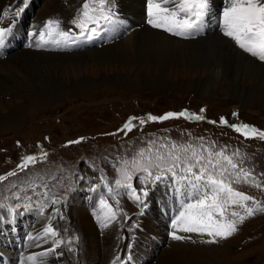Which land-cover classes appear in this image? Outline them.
<instances>
[{
    "label": "rangeland",
    "instance_id": "obj_1",
    "mask_svg": "<svg viewBox=\"0 0 264 264\" xmlns=\"http://www.w3.org/2000/svg\"><path fill=\"white\" fill-rule=\"evenodd\" d=\"M28 1L30 3L33 0ZM112 2L116 5L118 11L120 8L118 0H112ZM22 5V0L16 2V7ZM6 6L4 4V7ZM222 6H225L224 3ZM31 8L33 9L32 13H35L36 16L46 15L55 9L54 11L59 19L62 18L61 20L64 21L63 25L66 28L70 25L69 21L79 9L74 8L69 3V0H44V2L43 0H34ZM20 18L22 20V16ZM24 22L26 21L23 20ZM0 24L7 26L5 17L1 19ZM146 30L154 31L150 27H146ZM154 32H157V30ZM166 33L169 34L168 32ZM215 34L223 39L225 38L232 46L239 49L222 32ZM25 36L26 34L23 32L17 39L19 46L30 43L28 41L24 42ZM173 36L169 35V37L174 38ZM116 39L119 38L116 37ZM175 39L188 43H193V41L195 43L201 40V38L184 40L177 37ZM113 45L117 44L108 45V48H113ZM13 46L14 42L9 36L8 40H5L4 46L0 47V58L7 56L14 49ZM89 50L86 52H89ZM81 52L85 53V51ZM245 54L250 56L248 53ZM250 57L252 61L264 66V63L257 61L252 56ZM35 60L37 61V56ZM81 60L82 62L75 64H64L57 61L51 65L54 67H81V69H86L90 66L93 67L92 65L96 63L93 60H83V58ZM8 62L9 60L0 61V63L9 64ZM127 62H129L127 58L125 62L118 64L113 61L111 67L113 66L114 68L112 69H107L104 65L92 68V70L96 69L97 73L91 74L92 76L89 78L97 81L99 86H96V90L66 92L52 98L42 109L33 113L16 111V122L18 124L10 129H0V176L6 177L0 181V208L4 206V203L9 207H15V227L19 223L22 230H32L40 221L35 219V216L46 217L44 219L46 220L55 209L59 208L64 218L61 219L57 215V220L63 223L67 231L71 230L76 222L73 216L74 208L85 206L89 210L88 207H92V205L89 206L90 202L87 199V192L85 193L81 190L88 188L90 176H94L100 185L103 195L106 196V188L100 182L101 174L105 175L108 181H114L119 178L114 165L118 164L121 159L133 157L141 149L148 147L150 141L175 142L178 144L190 143L197 146L203 144L204 147L211 146L215 151L225 150L228 155L238 151L240 156L236 157V159H243L242 167L246 170H251L258 180L264 182V175H262L264 174V140L259 138L246 139L231 127L219 123L220 117L223 116L228 120L229 124L246 123L259 130H264V108H247L243 106L227 95L226 86H223V83L218 85L214 94L206 95L203 91L204 77L202 75L194 76V72L185 70H195L188 65H179L176 68V72H174L172 67H168L161 74L160 80H153L152 78L153 75L157 74L156 71L143 70L145 76L141 84H137L132 80L134 78L133 72H126L122 68ZM60 69L58 68V70ZM58 70L49 69L42 73L49 78L53 75L62 77V69ZM179 70L182 71L180 72ZM0 72L3 73L4 70L2 69ZM88 72H91V70ZM68 74H72V72L67 71L65 84L73 82L67 78ZM83 74L86 77L88 76L85 70ZM6 75H9V77L3 75L5 79L2 78L4 82H2L3 86L0 87V118L9 117L10 113L7 106L13 100H16L17 104H21L24 107L29 101L24 98V95L31 93L29 85L20 81V77L16 72L12 75ZM103 76H124L126 80L123 79L124 82L119 81L115 83L117 85H112L113 81L109 79L102 83L100 79ZM74 81L76 82L77 79ZM43 84L45 83H39V85ZM262 88L264 89V87ZM30 100L34 102L35 99ZM202 108L205 111L200 113ZM183 110H188L189 113L201 114L206 119L203 121H190L179 118L163 122L148 121L144 125H140L138 120H133L132 130L122 131L123 125L130 117L146 118L148 114L161 116L170 111L180 112ZM233 113H237V115L234 116ZM208 121H216L217 123L212 124ZM200 137L204 139L200 140ZM77 140H80V143H69ZM43 153H47V155L44 156ZM29 155L35 156L36 161L23 170L18 168L17 165L23 163L22 158ZM98 169H102L103 172L101 173ZM10 172H15L16 174L7 175ZM81 177H85V179H81ZM135 182L140 186L138 180L134 178L133 183L135 184ZM83 184H87V186L82 188L83 186L81 185ZM112 186L115 187L114 184ZM234 186L264 203V188H257L251 183L234 184ZM163 190L168 194L169 198H167L171 201L173 196L170 194V189ZM73 196L75 197L73 198ZM154 197L155 192L153 194L150 193L146 198L148 206L143 208V210L141 207L140 214L136 220L145 215V218L157 226L159 222L153 214L154 207V211L157 214L159 211L164 222L163 214L160 212L161 207L158 203L166 198L157 199L158 203L153 206ZM33 198H38L37 206L32 203ZM81 198L85 199V201ZM116 199H119L120 207L124 213V215L120 214V223L128 216H134L135 209L132 207V203H129L134 202L133 200L126 195H119ZM52 200H56L58 203L52 204ZM109 200L115 206L114 200L111 198ZM84 202L87 203V206ZM41 203L48 205L43 214L39 212ZM164 206L168 208L167 204H164ZM18 213L25 216L20 221H18L20 217ZM5 225L3 223L0 227ZM124 227H129L128 229L130 230L133 228V224L131 226L124 225ZM158 231L164 235V227L162 225H160ZM72 232V235L77 240L74 247L78 248V232L73 229ZM178 234L191 236V239H185L184 241L186 242H184L183 240H172L171 236H169V240L166 243L162 241L165 246L162 242H159L157 235H151L147 240L143 239L138 244V247H140L138 250L135 252L130 250L126 259L134 260H126L124 264H154L156 258L161 255L160 259L162 260V255L167 252H173L174 245L180 242L185 244L180 250L183 255L180 264L192 262V259H197L196 261L200 262V264H264V213H256L242 224H238V230L231 237L217 239V242L214 243L199 241L206 238H201L199 234ZM72 235L71 237L69 235L68 239L64 240L66 242L64 245L69 254L73 248L67 241H72V237L74 239ZM23 237L26 238V234H23ZM17 239L20 241L19 243ZM210 239L212 238L209 237L208 240ZM21 240V234L18 232L17 235L16 232V241L13 240L10 243L16 254L21 250ZM128 244L126 245L128 246ZM201 249L206 251L204 252L206 256L201 257L203 251L200 253L195 252V250ZM212 251L216 252L217 257L207 262L205 258H209V253ZM2 257L4 256L0 252V258ZM100 260L92 261V264H100ZM13 263L12 261H7V264ZM155 264L158 263L156 262Z\"/></svg>",
    "mask_w": 264,
    "mask_h": 264
},
{
    "label": "snow or ice",
    "instance_id": "obj_2",
    "mask_svg": "<svg viewBox=\"0 0 264 264\" xmlns=\"http://www.w3.org/2000/svg\"><path fill=\"white\" fill-rule=\"evenodd\" d=\"M22 4L23 7L18 6L15 11L16 17L26 10L28 0H22ZM224 5L219 19L222 34L245 53L264 62V0H224ZM211 6L212 0H146L145 22L153 28L187 39L203 31ZM3 16L8 17L9 12L4 11ZM14 22L13 19L12 23ZM69 23L71 27L65 28L61 19L49 18L38 32H30L29 36L35 39L37 48L53 45L63 49L93 41L101 37L102 33L115 31L127 22L121 19L112 0H83ZM11 31V27H0V47L4 46ZM27 46L33 45L29 43ZM204 111L205 109H200V113ZM179 118L190 121L206 119L205 116L189 113L188 110L170 111L161 116L148 114L146 118L130 117L123 125L122 131H131L133 120H138L140 125H144L148 121L163 122ZM219 123L231 127L246 139L264 140V130L252 125L229 124L223 116L220 117ZM69 143H80V140ZM43 155L46 156L47 153ZM238 156V151L228 155L225 150L215 151L211 146L204 147L203 144L197 146L190 143L150 141L148 147L114 165L119 178L108 181L107 177L101 174L100 182L106 188V196L102 195L99 200L101 215L105 221L104 227L117 220L118 212L124 215L117 196H128L143 210L148 206L145 198L150 195L151 186L163 183L170 189L176 205V212L170 224L172 231L169 233L173 240L191 239V236L178 233L206 235L212 238L206 241L208 243L231 237L238 230V224H242L256 213H264V203L234 187V184L251 183L257 188H264V182L258 180L251 170L242 167L243 159L237 160ZM22 159L23 163L17 165L21 170L36 161V157L32 155ZM98 170L103 172L102 169ZM15 174L10 172L7 175ZM5 178L0 176V181ZM134 178L140 186L133 183ZM97 187L100 185H95L92 190ZM109 198L114 200L115 207L109 203ZM51 203L56 204L58 201L52 200ZM47 207V204L41 203L39 212L43 214ZM55 215L64 218L61 210L57 208L42 230L26 237L32 246L43 250L22 255L19 264H49L50 257L63 255L58 249L66 242L51 222ZM101 215L97 218L100 219ZM49 242L50 246L43 248V245ZM67 243L71 244L73 241ZM112 264H120V257L117 256Z\"/></svg>",
    "mask_w": 264,
    "mask_h": 264
},
{
    "label": "bare ground",
    "instance_id": "obj_3",
    "mask_svg": "<svg viewBox=\"0 0 264 264\" xmlns=\"http://www.w3.org/2000/svg\"><path fill=\"white\" fill-rule=\"evenodd\" d=\"M10 1L11 0H0V18L4 11H11L14 1L16 6V0H13L12 2ZM33 2L34 0L30 1V4L28 1L27 8L30 13H32L33 10L31 8ZM69 3L74 8H79L83 3V0H69ZM118 3L120 6L118 13L121 19L126 20L127 23L125 25L118 27L115 31L102 33L100 39L103 40H100L98 43L101 41H104L105 43H102L100 46H98L95 40H93L90 42L80 43L75 46L74 49L67 50L66 52H59V50L53 45L37 48L35 47V39L29 36L30 32H38L40 25H42L49 18H59L54 11L55 9L51 11V13L49 12L50 14L47 13L46 15L36 16L34 13V18L29 21L24 19V16L26 15V12L24 11L19 17L15 16V24L12 23V20L9 21V27H11L12 30L14 29V32L11 31L8 34L6 41L10 36L14 42V49L7 56L0 58V61L9 60V64L0 63V70H4L3 73L0 72V87L3 86V75L9 77V75L6 74L12 75L16 72V74L20 77V79H18L29 85L31 93L24 95V98L29 100L24 107L21 104H17L16 100L9 103L7 106L10 113L9 117L0 118V129H10L18 124V122H16V111L33 113L34 111L42 109V107L52 98L60 96L66 92L70 93L84 90H96V86H99L97 81L89 78L96 72V69L92 70V68L104 65L105 68L112 69L114 68L113 66L111 67V63H113V61L118 64L125 62L126 58L129 62H127V64L122 68L125 69L126 72H133L134 78L132 80L137 84H141L145 76L143 74V70L156 71L157 74L153 75L152 78L153 80H160L161 74L168 67H172L174 72H176V68L179 65H188L196 71L192 69L185 70L194 72V76L202 75L204 77L203 91L206 95L209 96L210 94H214L218 85L223 83V86H226L225 89L227 90V95L243 106H246L247 108H264V89L262 88L264 87V66L252 61V58L243 53V50V52L240 51L241 49L238 46L237 47L240 50L232 46L229 41L225 40V38L223 39L219 35H216V32L206 34L201 38V40H198L195 43L194 41L193 43H188L178 41L175 37H169L170 34H167L166 31L161 29L150 27V29L160 32L157 33L154 31H147L145 27L146 25L142 24V22H144V0H118ZM4 4L5 6L8 4V6L4 7ZM21 16L22 20L20 18ZM23 20L30 25L27 26L26 29H24ZM140 25L143 27H139ZM134 26L136 27L132 29ZM0 27L2 26L0 25ZM23 32L26 34L24 42H30L33 45L32 47H28L24 44L19 46L17 39H19ZM116 37L119 39H116ZM112 44L117 45H113V48H108V45L111 46ZM88 50L89 52H86ZM81 51H85V53H82ZM36 56L37 61L35 60ZM82 58L83 60H93L98 65L95 63L92 65L93 67L90 66L86 69H81V67H54L51 65L53 62L57 61L64 64H75L82 62ZM58 68L62 69V77L53 75L49 78L42 73L43 71H48L49 69L58 70ZM84 70L88 74L87 77L83 74ZM89 70H91V72H88ZM67 71L72 72V74L67 75V78L73 81L71 84H65V75ZM179 71L181 72L182 70ZM75 79H77L76 82L74 81ZM108 79L113 81L112 85H117L115 83L119 81L124 82L123 79H125V77L103 76L100 81L104 83ZM39 83L45 84L39 85ZM30 99L35 100L32 102ZM89 181L90 183L88 186L87 184L81 185L83 186L82 188H84V186H87L88 188L81 190L85 193L87 192V199L90 202L89 206L92 205V207H88L89 210H87L85 206L75 207L73 212L76 222L72 229L77 231L78 233H76L79 235L78 248L74 247L77 240L76 237L72 235V229L67 231V229L64 228L63 223L59 222L57 220V215H55V218L52 219L51 222L57 227L61 238L65 240L68 239L69 235L70 237L72 235L74 236V239L72 237V241L74 242L71 243L73 250L70 254L67 252L65 245H62L58 251H62L63 255L59 257H50L49 264H92V261H99L100 258V264H112L117 256L120 257V264H124L126 260H134L130 258L126 259V257L129 255L130 250L135 252L140 248L138 247V244L142 242L143 239L147 240L151 235H157L159 237L157 238L159 242L164 241L162 239L164 236L163 233L158 230L160 229V225L165 227L166 224L161 219L162 215H160L159 211L158 214L154 211V207L153 214L159 222L157 223V226L152 224L149 219L145 218V215L142 213L143 216L138 220L135 219L136 221L134 220L135 222L132 223L133 228L129 230V227H124L123 222L120 223L121 218L120 213L118 212L117 220L109 223L108 227H104L105 221L101 215L99 202L97 203V200L103 195V193L100 187H97L96 190H92L95 185L99 184L95 180L94 176H90ZM167 188L168 187L165 184H160L159 188L155 191V197L153 198L152 203L153 206H156L158 203L157 199L159 198H166L169 200L168 194L163 190ZM150 193L153 194L154 192ZM74 197L75 196H73V198ZM82 200L85 201V199ZM38 202V198H33L32 203L34 205L37 206ZM85 205L87 206V203H85ZM14 209L15 208L11 209L6 203H4V206L0 208V225L3 224L4 220H10L13 217L15 219L13 212ZM18 215H20L18 221L25 217L21 215V213H18ZM50 215L49 216L52 217L54 212ZM98 215H101L100 219L97 218ZM35 217V219H39L40 221H38L37 226H35L32 230H26L27 232L21 229L19 223L16 227L15 223H6L4 227H0V252L6 258V261H12L14 262L13 264H19V260L22 258V255L26 256L32 252L43 250L42 248L32 246L27 238L23 237V234H26V237L28 234L35 235L37 231L42 230V228L49 222L50 218L49 217L44 220L46 217ZM16 232L17 235L19 232L22 237V244L20 243L21 250L17 260H15V251L12 253L10 250V243L13 242V240L16 241ZM202 237L206 238L200 239L199 241L204 242L209 238L206 235H201V238ZM172 240L170 241L172 242ZM17 242L19 243L20 241L17 239ZM50 243L51 242H49V244H44L43 248L49 247ZM162 243L164 244V242ZM126 244H128V246ZM184 245L185 244H181V242L174 245V251L164 253L162 255V260L160 259L161 255L158 258L155 256L156 260L154 264L156 262L158 264H180V261L183 259V255L180 253V250L184 247ZM202 251L203 255L201 257L206 256V253H204L206 252L205 250H195L196 253H200ZM216 257V252L212 251L209 253V258L206 257L205 259L209 262L210 259H216ZM196 260L197 259H192V262H185L184 264H200V262H197Z\"/></svg>",
    "mask_w": 264,
    "mask_h": 264
}]
</instances>
